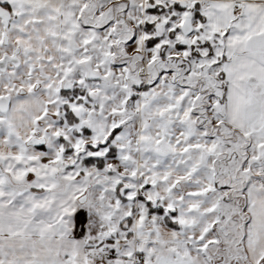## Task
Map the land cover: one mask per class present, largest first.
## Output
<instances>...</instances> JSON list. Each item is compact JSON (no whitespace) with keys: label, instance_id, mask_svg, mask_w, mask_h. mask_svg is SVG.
<instances>
[{"label":"snow or ice","instance_id":"snow-or-ice-1","mask_svg":"<svg viewBox=\"0 0 264 264\" xmlns=\"http://www.w3.org/2000/svg\"><path fill=\"white\" fill-rule=\"evenodd\" d=\"M0 264H264V0H0Z\"/></svg>","mask_w":264,"mask_h":264}]
</instances>
